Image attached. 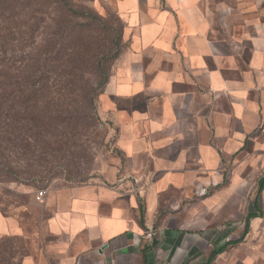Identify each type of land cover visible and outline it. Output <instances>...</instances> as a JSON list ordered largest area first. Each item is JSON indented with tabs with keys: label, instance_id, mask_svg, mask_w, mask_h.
Wrapping results in <instances>:
<instances>
[{
	"label": "crops",
	"instance_id": "0c3cea01",
	"mask_svg": "<svg viewBox=\"0 0 264 264\" xmlns=\"http://www.w3.org/2000/svg\"><path fill=\"white\" fill-rule=\"evenodd\" d=\"M97 1L121 24L97 114L122 164L0 209V238L23 239L22 264H206L216 227L209 264H250L236 251L264 229V0Z\"/></svg>",
	"mask_w": 264,
	"mask_h": 264
},
{
	"label": "rangeland",
	"instance_id": "374dc122",
	"mask_svg": "<svg viewBox=\"0 0 264 264\" xmlns=\"http://www.w3.org/2000/svg\"><path fill=\"white\" fill-rule=\"evenodd\" d=\"M21 2L6 0L7 12L0 16V74L7 73V79L0 78V209L17 216L40 189L101 182L122 164L115 131L97 114L104 86L99 85L98 59L108 76L123 49L121 24L112 7L97 0H30L22 9ZM49 43L55 51L45 50L43 45ZM38 49L41 58L52 57L45 73L53 110L43 109L47 124L32 129L24 121L29 105L25 69L30 52L38 54ZM73 58L78 61L71 62ZM258 228L251 233L250 245H238V259L247 254L254 259L250 264H264V229ZM217 231L206 230L211 250L222 247L225 238ZM242 233L240 229L234 234L238 243ZM24 253L22 238H0V264H22ZM227 261L211 264H245Z\"/></svg>",
	"mask_w": 264,
	"mask_h": 264
},
{
	"label": "trees",
	"instance_id": "16d2710c",
	"mask_svg": "<svg viewBox=\"0 0 264 264\" xmlns=\"http://www.w3.org/2000/svg\"><path fill=\"white\" fill-rule=\"evenodd\" d=\"M6 0H0V16L3 12H7L6 10ZM16 1V0H14ZM36 1V0H34ZM30 0H22V9L25 8V6L28 5ZM24 4V5H23ZM12 6L9 7L10 12L14 13L15 6L11 4ZM11 13V14H12ZM2 22V21H1ZM120 38V34H119ZM121 39V38H120ZM45 50H53L55 45L53 44H45ZM47 48V49H46ZM55 51V49H54ZM31 58L29 60V63L27 64V67L25 69L26 72V85L28 88L25 90V100L27 99V103L29 101V105H25L24 111H25V122L26 124H30L32 129H40L43 126H45L47 123L44 122L43 115L41 114V111L43 109L46 110H53V107L50 103L51 100V95H50V89L48 86V80H47V74L45 73L47 70L46 68V61H50L51 55L48 57L47 54L44 58H41V54L38 49V54L30 52ZM68 56H71L70 53H67ZM49 58V59H48ZM52 58V57H51ZM97 66L99 69H101V73L98 72L99 74V85H104L106 83V80L108 76L105 75V73L102 70V64H101V59H98ZM78 61L77 59H72L71 62H76ZM74 65V64H73ZM0 78L2 79H7V73L3 72L0 74ZM1 84H5L4 82H1ZM104 87V86H103ZM102 92V90H101ZM100 92V93H101ZM86 93L85 95H87ZM14 112H18V109ZM57 117V116H56ZM48 119V118H47ZM53 119V118H51ZM53 119L52 121H54ZM50 121V122H52ZM51 124V123H50ZM254 208L256 209V203L254 202ZM257 216L255 212H248L244 216V225H245V230L248 228V223L249 220L253 217ZM152 239H155V236L152 235ZM223 250V247H220L219 249H212L209 253L207 263L209 264L211 260L215 257L216 254L221 252Z\"/></svg>",
	"mask_w": 264,
	"mask_h": 264
},
{
	"label": "built area",
	"instance_id": "2783aa9c",
	"mask_svg": "<svg viewBox=\"0 0 264 264\" xmlns=\"http://www.w3.org/2000/svg\"><path fill=\"white\" fill-rule=\"evenodd\" d=\"M227 173V171H225ZM47 190L46 189H40L35 193V199L41 201L44 196L46 195ZM195 195L197 196H204L208 193V187L196 185L194 190ZM151 234V233H150ZM149 234V235H150Z\"/></svg>",
	"mask_w": 264,
	"mask_h": 264
}]
</instances>
